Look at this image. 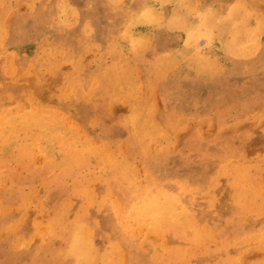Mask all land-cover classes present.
Wrapping results in <instances>:
<instances>
[{"label": "rangeland", "instance_id": "rangeland-1", "mask_svg": "<svg viewBox=\"0 0 264 264\" xmlns=\"http://www.w3.org/2000/svg\"><path fill=\"white\" fill-rule=\"evenodd\" d=\"M234 1L206 5L234 30L209 25L210 35L181 44L184 15L174 12L177 18L167 20L156 0L147 6L150 21L129 29L138 38L135 47L114 51L106 42L111 24L120 25L135 0H0V264H31L33 250L49 247L52 222L73 218V207L87 215L81 241L87 255L103 252L107 238L121 246L115 264H173L174 248L184 255L178 264H223L226 253L227 264H264L263 242L251 235L264 226V179L251 186L262 193L253 203L227 201V160L264 178V33L257 31L256 17L246 21L237 5H226ZM255 2L264 13V0ZM53 36L57 47L48 38ZM118 61L116 83L105 86V74L111 76ZM52 121L77 144L71 166L83 177L54 165L42 135ZM23 131L28 143L16 147ZM86 142L89 149L81 152ZM148 170L157 184L163 175L158 187L171 191L181 184L202 186L188 191L199 194L200 214L213 224L215 232L205 242L195 234L194 245L187 237L143 228L136 236L144 247L123 251V227L114 217L126 196L122 174L140 185ZM210 176L218 184L207 189L203 182ZM55 177L62 183L53 182ZM223 224L233 234L224 235Z\"/></svg>", "mask_w": 264, "mask_h": 264}, {"label": "bare ground", "instance_id": "bare-ground-1", "mask_svg": "<svg viewBox=\"0 0 264 264\" xmlns=\"http://www.w3.org/2000/svg\"><path fill=\"white\" fill-rule=\"evenodd\" d=\"M154 1H156V0H135V3L133 5H127V6H129V9L126 12V14L123 15L122 20L120 22V25L115 26L114 24H111V27H110L109 33H108L109 38L106 41V42H108L107 44H108L109 48H111L114 51L115 50L119 51L122 47H125V46L130 45V44L134 45V47H135L138 38L135 37L129 29L131 27H136V26L139 27V26L145 25L150 21L151 18L146 17V15H147L146 11H147V6L150 5ZM217 1L218 0H161V3L164 6V9L166 11V19L167 20L173 21L175 18H177L176 13H174V12H179V13H182L184 15L183 19L181 20V22L183 24V27H181L183 35H181V38L179 39L181 44L184 43L189 38H194V37H197V36L203 35V34L210 35L212 33V28H210L209 25L215 24V25L221 27L225 31L234 30L233 25L231 23H229V22L222 23V21L220 22V16L213 13L211 11V8L206 6V5H214ZM226 5H229V6L230 5H237V10H241L240 15L246 21H249L250 19L256 17L257 19H255L256 20L255 24H257V31L264 33V13H262V9L260 10V8H259L257 2H255V0H236L233 3H229ZM232 7L236 9V7H234V6H232ZM232 7H231V9H232ZM228 8H230V7H228ZM61 9L63 10V12L65 11L63 7H61ZM65 13H66V11H65ZM243 25H245V24H243ZM252 30H255V27H250L249 31H252ZM49 31H50V28H49ZM53 37L54 38H52V37H48V38H49L50 42L52 44H54L53 46L57 47L56 46V38L57 37L56 36H53ZM42 39H43V37H42ZM250 40L253 41L252 44L257 43V41H255L256 37L254 34L250 36ZM35 43L32 44L34 53H36L35 52V49H36ZM47 47H48V45H47ZM54 47H53V49H54ZM231 50H232V48H231ZM250 51L251 50L249 49V53H251ZM251 55L254 56V54H251ZM49 57H51V56L49 55ZM161 59H162V61L166 62V61L172 59V56L171 55L170 56H162ZM250 60H252V59H250ZM124 62L125 61H123L121 63V65ZM185 66H187V65H185ZM103 69L104 68H101V73H103V76H104L106 70L104 71ZM118 70H120V62L119 61L114 63L113 66L110 68L111 76L108 73H107V75L105 74V76H107V77H104V79H105L104 84H106L105 86H113L116 83V78L119 75ZM116 74H118V75H116ZM124 75H126V74H124ZM127 79H129V78H127ZM98 84H100V83H98ZM109 89H111V88H109ZM112 89H113V87H112ZM121 89H123V88H121ZM126 90H129V89H126ZM92 91L94 92V90H92ZM129 92H131V91H129ZM105 95H107V94H105ZM140 104H141V102L139 103L138 106H140ZM149 110H150V108H149ZM134 112H135V110H134ZM23 120H25V119H23ZM30 122L32 123L31 119H29V125H30ZM50 123L51 124L48 125L47 127H43V134L42 135L46 141V148L49 149V152L51 154L54 165L61 166V168L64 172L74 173V175H76V178H77V176L83 177V171H78L77 169L74 170V168L71 166V153L73 152L72 149L75 148L77 146V144L74 143L73 140H71L72 139L70 137L71 135H69V132H67L63 126L55 124L54 121H52ZM153 123H154V121H153ZM127 124H128V122H127ZM42 125H44V124H42ZM153 126H155V125H153ZM145 127H146V125H145ZM23 128H27V127H23ZM135 130L137 131V129H135ZM142 130L143 129H141V131ZM70 134H72L71 131H70ZM136 136H137V133H136ZM27 137L28 136H27L26 132L23 131V134L19 138L18 144H16V147H18L19 145H25L26 142L28 143ZM153 138H155V137L153 136ZM79 149H81V152L82 151L87 152L89 149V143L86 142L82 146L79 145ZM81 160H82V158H81ZM83 160L85 161L86 158H83ZM225 163L227 165H229L228 166V173H227L228 181L226 180L228 182L227 188H229V193H227V195H228L227 201H229L233 198L236 199L237 197H239V198H243L244 202L253 203L254 202L253 200H255V198L262 196L260 188L255 189L251 186H252V184H254L256 186L260 185L264 178H262V177L259 178V176H257V175L256 176L252 175L249 171V168L245 169L241 164H235V162H232V160H227ZM9 165H10V163H9ZM121 165H123V164H121ZM230 165L233 167H231ZM239 165H241V166H239ZM125 167H127V166H125ZM101 172H102V170H101ZM119 174H121V173H119ZM122 175L124 176V177H122L123 181H125V180L126 181L125 182L122 181V183H120V185H121L122 189H124V191L126 192V196L117 202L116 211L118 212V209H119V212H118V214H116V216L114 214L113 215H114L118 225H121L123 227L124 237H122V239L124 238L123 240H124V244L126 246V248H124L125 250H123V251H127L128 253H132L134 247H139V248L144 247L142 240L140 241L136 236L138 230L143 229V228H147L151 232L163 234L164 236H170L172 238L176 237L179 239L181 238V240H183V238L187 237V238H189V240L191 242H193L194 245L196 244V239L192 240V238H190L192 234L193 235L195 234V236L198 238V241L200 243H202V242H205V240L208 239V237L211 236L215 232L213 230V228L211 227V225H213L212 222H210L209 219H206L204 214H200L199 207L201 208V206H200L201 205V202H200L201 199L198 198L199 194L197 192H189L188 191L189 189H194V188H195V191H200L202 189V186H201V189H199L200 187H198V186L195 187L194 185H188L186 183L188 185L187 187H183L181 184L180 186L178 185V188L176 190L171 191V190L165 189L163 187H158V184L163 183L165 178L162 175L161 179H163V180L157 184L156 176L151 170L147 171V176L145 177L144 181L140 185H135L134 180L136 178L135 179H129V176L127 174H122ZM50 176L53 177L52 174H50ZM180 177H181V175H180ZM87 178H88V176H87ZM48 179H50V178H48ZM184 179H186V177H181V179H179V180H184ZM53 180H54L53 182L62 183V180L59 178L56 179V177H55ZM80 182H81V180H80ZM89 182H90V180H89ZM203 183L206 184L204 186L205 188L210 189L212 187H215V185L218 184V179L217 178L215 179L213 176H210L209 178L206 177ZM81 184H83V183H81ZM87 184H88V182H87ZM194 184H196V183H194ZM85 185H86V183H85ZM75 187H76L75 191H72L71 193H69V195L76 192L78 185ZM108 187H109V189L111 188V190L113 189L112 188L113 185L108 186ZM83 188L84 187L82 186V191H83ZM179 189H182V190H179ZM185 194H187V195H185ZM189 195H191V197H192V198H189V199H191L190 203H189V201L188 202L185 201ZM105 196H107V195H105ZM239 198H237V199H239ZM212 202L213 201L207 202V204L210 203L209 205H211ZM247 204L248 203H245V205H247ZM69 206H70V204H69ZM63 207H64V205H63ZM123 207H124V209H123ZM194 207L196 208L195 210L192 209ZM236 208L243 211L241 206H238V207L236 206ZM71 209L74 210L73 218L66 217L64 219H61V220L57 219V220L52 222V224H53L52 233H51L52 235L49 238V242L51 244L46 243L45 246L49 245V247L45 248L44 246L41 245L40 247L38 246V248L33 250L31 253L32 254L31 257L29 258V261L31 262V264H35V263L36 264L37 263L66 264L64 260L67 261V264H105L107 261H111V262L114 261L112 264H115L119 258L118 253L121 252V249H120L121 246L119 244L118 245L112 244L110 242V240L107 238L103 239V248H104L103 252H101L100 250H98V251L93 250V252L90 253L91 254L90 256L87 255V253H89V252L86 249H84L82 244H81V241L86 236L83 226L86 224L87 215L86 214L82 215L81 214L82 212L80 213V211L83 209L82 207H80V208H74L73 207ZM61 212H63V211H61ZM65 212H66V210H65ZM223 227L224 228L219 226V229H221L225 233L224 235L230 236L231 234H233L231 232L232 230L229 229V227L226 224H223ZM216 228L218 229L217 226H216ZM185 230H190L192 232L190 233L189 231L187 232ZM239 230L241 231V233H242L241 235L243 237L248 236L247 233H245V231L242 230L240 226H239ZM251 232H252L251 235H253L252 237H254V238L258 237L259 239L262 240L263 243L261 244V248L264 250V226H258L257 228L253 229V231H251ZM35 251H36V253H35ZM181 252H182V249L174 248L173 250H171V253H174V258L170 260L173 264L174 263H177V264L181 263L182 259L184 260V255L182 256ZM226 255H227V259L223 260V262H222L223 264H227L228 263L227 260L229 261V259H230V253L229 254L226 253ZM238 255H241V252H239ZM243 256H244V254H243ZM155 259H156V257H155ZM60 261H61V263H59ZM234 263L240 264V262H238L237 260Z\"/></svg>", "mask_w": 264, "mask_h": 264}]
</instances>
